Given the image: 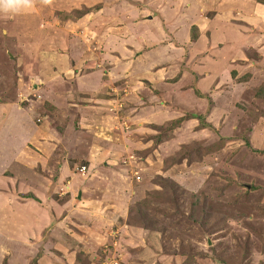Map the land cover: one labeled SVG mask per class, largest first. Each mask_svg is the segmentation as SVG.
I'll list each match as a JSON object with an SVG mask.
<instances>
[{
    "label": "rangeland",
    "instance_id": "1",
    "mask_svg": "<svg viewBox=\"0 0 264 264\" xmlns=\"http://www.w3.org/2000/svg\"><path fill=\"white\" fill-rule=\"evenodd\" d=\"M236 1L0 0V264H264V39Z\"/></svg>",
    "mask_w": 264,
    "mask_h": 264
},
{
    "label": "crops",
    "instance_id": "2",
    "mask_svg": "<svg viewBox=\"0 0 264 264\" xmlns=\"http://www.w3.org/2000/svg\"><path fill=\"white\" fill-rule=\"evenodd\" d=\"M224 5L230 7V5H228V4H224ZM235 7L237 9L236 12L240 13V16L243 17V19H239V20L245 22L244 28L245 27H247V28H253L252 25H254V27L257 28V31H260L261 32L259 35L257 34L258 36H256L255 34L253 36L251 35L252 38H250V40H249V37L248 36H245L244 37L245 39H247V40H245V42L248 43V44L245 43V45H250L251 48L256 47V43H257L258 38L261 39V40L264 39V4L258 3V2L254 1V0H237L236 1V4H235ZM231 8L232 7H230V9ZM224 10L227 13H225L218 20L215 21V22L223 23V26H225L226 25V22H228V20H229V17L228 16H229V12H230L229 9H224ZM182 17L184 18L185 21H189V18L186 15H183V13H182ZM148 20L150 21V19H148ZM212 21H214V19ZM135 24L136 23H134V25ZM144 26H146V25H144ZM149 28H150V26H149ZM131 29H132V31L135 30V28H133V27ZM229 29H230V27H229ZM215 31H217V30H215ZM74 32H77V31H74ZM133 32H135V31H133ZM115 33H116V36H117V39L118 40H120L121 38L124 37L123 36V33L122 34L121 33H117V32H115ZM225 34H227L229 36L228 33H223V35H225ZM222 36H220L221 39H222ZM254 37H256L257 39L255 40ZM113 39H115L118 42L117 45L120 43L116 39V37H114V35H113ZM202 39H203V37L200 36V38L198 39L200 41L199 43H202L201 42ZM233 40L234 39L232 37V39H230V41L233 42ZM112 42H114V41L112 39H109V40L105 41L104 46L110 45V44H112ZM131 42L134 43L135 41L132 40ZM120 44L122 45V43H120ZM77 45H80V47H76ZM67 46H68V50H67L68 51V53H67L68 54V58L70 57V59H72L71 60L72 65L74 64L73 68L78 67L79 70L82 71L87 66L86 65V61L89 60L88 59L89 56H87L86 54L90 55L91 53H88L89 50H87L86 52L80 50L81 48H83L82 45H81V39L78 40V41H74L73 43H71L70 45H67ZM138 46L139 45H137L135 47L136 53L139 50V49H137ZM168 50H169V48H168ZM80 51H82L81 57L80 58H76L75 57V53L78 54V53H80ZM104 53L105 52L100 53V56L103 55ZM151 54H152V52H151ZM162 56H163V52H162ZM263 57H262V60L264 59ZM101 59L105 60V58H101ZM150 60H152V55H151ZM68 61H65L58 68L55 67V69H57L58 72L56 71L55 73H53L54 72V70H53L54 67H53V69H52V75H48L50 77L48 80L46 78V80H47L48 83L47 84H44V87L41 88L42 89L41 90L42 92H46L47 90H54V89L58 88V86H56V85H51V83L53 82V77H56L57 75H66V74H70L71 73L70 70H68L70 68V66L69 67L68 66L67 67L65 66V63H67ZM254 61H256V60H254ZM149 63H150V65H152V62H149ZM135 69H136V74L138 72H141V69H138L136 66H135ZM44 75H46V73H44ZM82 77H78V80H81L79 78H82ZM76 84L78 86L72 89V92H73L72 93V97L73 98L82 99V100H90L93 96H95V95L98 94V93L92 94L89 91L90 90V86L89 85H87V86L84 85L81 81L79 83H76ZM75 107H78V106H75ZM95 118L99 119V117H97V116ZM26 130L28 131V133L33 132V131L36 130L34 132L36 134H33L34 135L33 138L36 136V140L38 139V141H40V143H43L42 142L43 141L42 139L45 138V136L43 135L44 129L42 127H37L36 126V128L33 129L31 127V125H30V127H28ZM262 134H263V141H264V131L263 130H262ZM97 148H99V145L98 144H92V145H90L89 152L87 151V153L84 155V157H85L84 158V161H85L86 167L89 169V172L90 173H91L92 170H96L97 169V167H94L95 169L91 168L92 166H95V164H94V161H95L94 160V152L96 151ZM59 170H60V173H59V176H58L57 181L55 182L56 184H58V185H56V187L57 188H58V186H61L63 188L68 187V190H70V188H71V186L69 185L70 182H68L67 185H65L64 182H63L64 178L67 176V172L70 171L69 166H67L66 164H62L61 167L59 168ZM93 182L94 183H92L90 185V187L95 186V184H97V186H98L97 188H101L102 189V192L97 195L98 197H95L97 199L96 201H98V202L102 201V203H105V205H107L109 203H114V202H117V203L122 204V203H124L125 201L128 200V196L127 197H124V196H126V194L120 195L117 192V190H115V187L113 186V184L111 185V184H108L106 182L105 183H100V182H97L95 180ZM110 186H113V188L111 187L112 188L111 189ZM72 187H73V185H72ZM90 187L87 188V186L82 185L81 186V188H82L81 191H79V189H80L79 188L78 190H76V192L79 191V195L84 194V191L85 190L88 189V192L90 190H92V188H90ZM109 212L113 214V212H111V211H109ZM54 214H56V212H54ZM105 222L108 223V224L109 223H112L114 225H118V223L122 222V218L120 216H118V215H110V217L109 216L107 217V220H105ZM120 225L122 226V228H119V226H118L117 229H119L120 232L123 233V235L129 236L130 239L134 237L133 234H135V232H137V231H135L134 229H133V231L131 229L129 230V229L126 228V226H124L122 224H120ZM55 231L56 230H54V232Z\"/></svg>",
    "mask_w": 264,
    "mask_h": 264
},
{
    "label": "clouds",
    "instance_id": "3",
    "mask_svg": "<svg viewBox=\"0 0 264 264\" xmlns=\"http://www.w3.org/2000/svg\"><path fill=\"white\" fill-rule=\"evenodd\" d=\"M3 7L6 8V9H14L15 7H17V4L14 2V0H5V2L3 3ZM82 166H85V165H82ZM86 169H87L86 171H88L87 167H86Z\"/></svg>",
    "mask_w": 264,
    "mask_h": 264
},
{
    "label": "built area",
    "instance_id": "4",
    "mask_svg": "<svg viewBox=\"0 0 264 264\" xmlns=\"http://www.w3.org/2000/svg\"><path fill=\"white\" fill-rule=\"evenodd\" d=\"M79 170H80V172H81L82 174H84L85 171H86L87 169H86L85 166H81V167L79 168Z\"/></svg>",
    "mask_w": 264,
    "mask_h": 264
}]
</instances>
